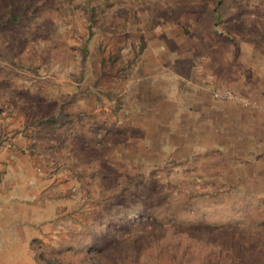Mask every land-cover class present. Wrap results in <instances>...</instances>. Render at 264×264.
Here are the masks:
<instances>
[{
    "label": "rangeland",
    "instance_id": "374dc122",
    "mask_svg": "<svg viewBox=\"0 0 264 264\" xmlns=\"http://www.w3.org/2000/svg\"><path fill=\"white\" fill-rule=\"evenodd\" d=\"M15 160L43 179L31 264H257L264 0H0Z\"/></svg>",
    "mask_w": 264,
    "mask_h": 264
},
{
    "label": "crops",
    "instance_id": "0c3cea01",
    "mask_svg": "<svg viewBox=\"0 0 264 264\" xmlns=\"http://www.w3.org/2000/svg\"><path fill=\"white\" fill-rule=\"evenodd\" d=\"M8 168L9 175L3 174L0 182V264H31V241L46 233L47 212L41 207L44 191L38 188L43 179L16 176V160ZM31 213L38 224H31Z\"/></svg>",
    "mask_w": 264,
    "mask_h": 264
},
{
    "label": "trees",
    "instance_id": "16d2710c",
    "mask_svg": "<svg viewBox=\"0 0 264 264\" xmlns=\"http://www.w3.org/2000/svg\"><path fill=\"white\" fill-rule=\"evenodd\" d=\"M215 14H217V11H215ZM216 16H218V14L216 15ZM217 19H218V17H216ZM178 212H180V211H178ZM184 212H185V210H184ZM174 213L175 212H173L172 214H170V216L169 217H172V219L174 220ZM160 215V213L159 212H155V214H154V216L152 217V216H146V215H144L146 218H148L149 219V222H152V221H154L155 222V217L156 216H159ZM139 216L141 217L142 215H140L139 214ZM165 222H169V219H166V220H164ZM143 222V221H142ZM138 223H140V221H138ZM169 230H170V228H167V229H165V230H163V233H165V232H169ZM180 233H182L180 230H174V231H172V232H169V233H167L169 236H175V235H179ZM183 233H185V231L183 232ZM186 234H187V236H189V237H194V236H201L203 233H201L200 232V234H196V233H194V232H190V231H187L186 230ZM205 236H202V237H200V239H207V238H204ZM186 243V242H185ZM188 243V242H187ZM176 244L178 245V246H180L181 245V243H179L178 242V240H176ZM263 257V259L262 260H260V261H258L257 262V264H264V255L262 256ZM244 264H249V263H244Z\"/></svg>",
    "mask_w": 264,
    "mask_h": 264
},
{
    "label": "built area",
    "instance_id": "2783aa9c",
    "mask_svg": "<svg viewBox=\"0 0 264 264\" xmlns=\"http://www.w3.org/2000/svg\"><path fill=\"white\" fill-rule=\"evenodd\" d=\"M214 96L218 99L233 100L236 102L238 100V98L229 91H224V92H222V94L219 91H217V92H215ZM7 147L11 148L12 146L9 144V145H7ZM2 172H3V169H2V165L0 164V182L2 180V175H3Z\"/></svg>",
    "mask_w": 264,
    "mask_h": 264
}]
</instances>
